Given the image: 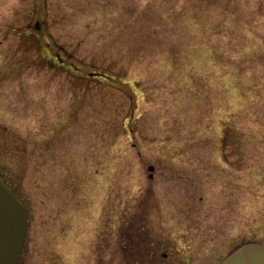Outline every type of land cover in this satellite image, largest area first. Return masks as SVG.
<instances>
[{
    "label": "rangeland",
    "instance_id": "1",
    "mask_svg": "<svg viewBox=\"0 0 264 264\" xmlns=\"http://www.w3.org/2000/svg\"><path fill=\"white\" fill-rule=\"evenodd\" d=\"M0 40L18 264H221L264 244V0H0Z\"/></svg>",
    "mask_w": 264,
    "mask_h": 264
},
{
    "label": "water",
    "instance_id": "2",
    "mask_svg": "<svg viewBox=\"0 0 264 264\" xmlns=\"http://www.w3.org/2000/svg\"><path fill=\"white\" fill-rule=\"evenodd\" d=\"M93 75L101 74L89 73ZM148 170L152 171L153 167L149 166ZM26 231V209L0 179V264H18ZM221 264H264V244L243 242L230 251Z\"/></svg>",
    "mask_w": 264,
    "mask_h": 264
},
{
    "label": "flooded vegetation",
    "instance_id": "3",
    "mask_svg": "<svg viewBox=\"0 0 264 264\" xmlns=\"http://www.w3.org/2000/svg\"><path fill=\"white\" fill-rule=\"evenodd\" d=\"M33 28L37 32L38 29H39V26L35 23L34 26H33ZM3 31H5V29L2 30V35H4L3 34ZM27 33H30V34H32L34 36V33H32L29 29H27V27H25L22 30H19L16 34L18 36L23 35V37H25L27 35ZM35 37L38 38L37 34H35ZM2 42H3V40H0V43H2ZM45 48H46L45 49V54L46 55L51 54L53 56L52 58H49L47 56V59H45L50 66H59V67H62V68H66V65L64 66V64H65L64 56H62V54L59 51H55V52H52L51 53L50 51H52L53 48H52V46L48 42L45 43ZM51 59H52V61H51ZM10 65H12V64L5 65L3 63H0V81H2L3 78L7 76L6 75V68H7V66H10ZM74 68L77 69L76 67H74ZM3 162H4V160H3Z\"/></svg>",
    "mask_w": 264,
    "mask_h": 264
},
{
    "label": "trees",
    "instance_id": "4",
    "mask_svg": "<svg viewBox=\"0 0 264 264\" xmlns=\"http://www.w3.org/2000/svg\"><path fill=\"white\" fill-rule=\"evenodd\" d=\"M222 142L224 143V141L222 140Z\"/></svg>",
    "mask_w": 264,
    "mask_h": 264
}]
</instances>
